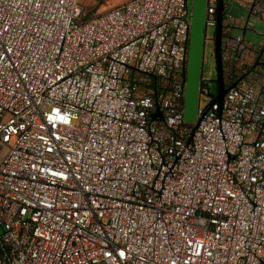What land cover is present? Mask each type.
Segmentation results:
<instances>
[{"label": "built area", "instance_id": "built-area-1", "mask_svg": "<svg viewBox=\"0 0 264 264\" xmlns=\"http://www.w3.org/2000/svg\"><path fill=\"white\" fill-rule=\"evenodd\" d=\"M218 7L207 0L213 55ZM253 16L264 0L224 1L228 91L189 122V0L91 18L80 0H0V264H264Z\"/></svg>", "mask_w": 264, "mask_h": 264}, {"label": "water", "instance_id": "water-1", "mask_svg": "<svg viewBox=\"0 0 264 264\" xmlns=\"http://www.w3.org/2000/svg\"><path fill=\"white\" fill-rule=\"evenodd\" d=\"M224 1L219 0L218 23L215 37V60L217 68L218 95L216 100L223 101L224 95L228 91L225 86L222 65V38H223V15ZM207 0H189L190 8V41L188 58L192 70L190 80L186 83V93L184 101V117L186 121L195 122L198 108L199 86L197 82L196 67L199 62L202 33L204 29V18L206 14ZM186 80V79H185ZM235 84H232L234 86ZM231 86V87H232Z\"/></svg>", "mask_w": 264, "mask_h": 264}, {"label": "rangeland", "instance_id": "rangeland-1", "mask_svg": "<svg viewBox=\"0 0 264 264\" xmlns=\"http://www.w3.org/2000/svg\"><path fill=\"white\" fill-rule=\"evenodd\" d=\"M128 0H80L82 7L84 8L85 12L91 10L95 6H99L97 12H101L107 10L108 8L114 7L119 4H123ZM231 12L238 18L237 28L233 29V35L242 34L243 30L240 25L244 26L246 22V18L248 15V10L244 8H239L238 6L234 5L231 8ZM248 32L246 35V39L253 44H256L258 47L261 46L262 43V33L264 30V22L257 18L251 17L250 22L248 24ZM215 34V27H208L206 30V37L205 39V57H204V64H203V77L209 80L210 86V94L206 92L199 91V105L201 108H206L216 99L218 95V83H217V68H216V60L213 55V41L212 38ZM0 234H2V229L0 228Z\"/></svg>", "mask_w": 264, "mask_h": 264}, {"label": "flooded vegetation", "instance_id": "flooded-vegetation-1", "mask_svg": "<svg viewBox=\"0 0 264 264\" xmlns=\"http://www.w3.org/2000/svg\"><path fill=\"white\" fill-rule=\"evenodd\" d=\"M206 8H207V2H206ZM205 39H206V14H205V18H204V29H203V33H202L200 57H199L198 65L196 67L197 82H198L199 89H200V84H201V78L203 75V64H204V57H205ZM191 73H192V70L190 67V63H189V60H187V62L185 64V72H184L186 83L190 80ZM198 103H199V98H198Z\"/></svg>", "mask_w": 264, "mask_h": 264}, {"label": "trees", "instance_id": "trees-1", "mask_svg": "<svg viewBox=\"0 0 264 264\" xmlns=\"http://www.w3.org/2000/svg\"><path fill=\"white\" fill-rule=\"evenodd\" d=\"M119 5H120V4H119ZM119 5H116V6H119ZM98 7H99V6H95L94 8H92L91 10H89V11H87V12H85V10H84V8H83V10H84V15L86 16V18L94 17L95 15H97V14L103 12V11H101V12H97ZM114 7H115V6H114ZM111 8H112V7H111ZM108 9H110V8H108ZM104 11H105V10H104Z\"/></svg>", "mask_w": 264, "mask_h": 264}]
</instances>
